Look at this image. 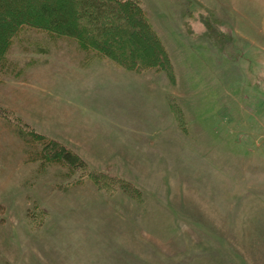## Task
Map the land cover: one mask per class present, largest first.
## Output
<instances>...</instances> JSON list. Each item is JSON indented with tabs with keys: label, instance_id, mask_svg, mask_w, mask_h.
<instances>
[{
	"label": "rangeland",
	"instance_id": "rangeland-1",
	"mask_svg": "<svg viewBox=\"0 0 264 264\" xmlns=\"http://www.w3.org/2000/svg\"><path fill=\"white\" fill-rule=\"evenodd\" d=\"M141 6L172 76L29 27L13 40L0 71V264H264V0ZM225 31L222 49L208 34L223 44ZM18 128L89 169L47 164ZM96 174L136 189L104 190Z\"/></svg>",
	"mask_w": 264,
	"mask_h": 264
},
{
	"label": "trees",
	"instance_id": "trees-1",
	"mask_svg": "<svg viewBox=\"0 0 264 264\" xmlns=\"http://www.w3.org/2000/svg\"><path fill=\"white\" fill-rule=\"evenodd\" d=\"M26 2L28 0H0L2 11L0 14L4 16V18L0 17V71L6 69L8 52L13 40L23 27H29L46 31L55 37L71 38L81 51L88 53L93 50L95 52H89L86 58H94L98 54L105 55L128 70L137 71L151 67L165 68L169 76L174 73L157 33L144 15L142 0H42L38 3L37 9L27 5ZM21 3L23 8H28L17 9ZM4 6L6 8L10 6V9H4ZM68 15H73V18L70 20ZM107 16L108 21L105 20ZM110 20H114L113 24ZM213 24L218 26L216 22ZM222 34L226 38L223 44H219L211 32L208 36H212L211 39L225 49L226 45L230 46L232 43V34L228 31ZM127 35L141 47V54L130 48L131 42L126 40ZM139 35H144V39L151 40L155 53H158L157 57H153L154 52L143 50L138 42ZM148 54L151 57H148ZM17 132L29 145L28 147L34 150V155H38L37 157L45 160L47 164L57 162L65 166L69 165L73 171L76 169L85 172L89 169L87 162L81 156L57 139H50L45 134L31 128L29 131L18 128ZM43 166L46 164L44 163ZM88 175L95 177L92 173ZM100 176L108 179L103 185H101ZM96 179L100 182L99 186L101 185L104 190L110 192L117 187L126 192L136 189L129 181L114 175L96 174ZM111 181L116 184L112 185Z\"/></svg>",
	"mask_w": 264,
	"mask_h": 264
},
{
	"label": "crops",
	"instance_id": "crops-1",
	"mask_svg": "<svg viewBox=\"0 0 264 264\" xmlns=\"http://www.w3.org/2000/svg\"><path fill=\"white\" fill-rule=\"evenodd\" d=\"M156 252H157V253L154 254V256H155V255H159V254H161V255L164 254V252H160V251H157V250H156ZM127 253H130V251L128 250ZM132 253H133V252H132ZM137 255H138V254H137ZM140 256H143V259L145 258L143 252H142V254H140ZM145 259H149V258H145ZM147 264H157V263H147Z\"/></svg>",
	"mask_w": 264,
	"mask_h": 264
}]
</instances>
